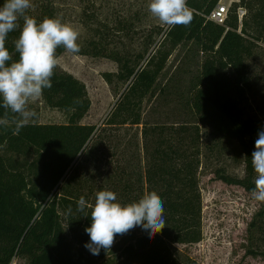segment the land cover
Segmentation results:
<instances>
[{
	"label": "trees",
	"instance_id": "obj_1",
	"mask_svg": "<svg viewBox=\"0 0 264 264\" xmlns=\"http://www.w3.org/2000/svg\"><path fill=\"white\" fill-rule=\"evenodd\" d=\"M31 2L26 15L37 23L58 17L54 0ZM218 2L187 0L193 10L190 27L152 31L161 36L160 41L145 64L139 65L143 56L136 60L126 51H110L104 45L107 24L98 22L89 9L93 7L89 3H94L87 1L85 26L95 38L80 45L81 52L75 55L116 63L117 73H104L102 78L108 85L117 80L126 88L116 92L118 100L99 126L80 123L91 105L85 85L58 66L41 101L49 109L66 112L65 124H40L34 119L15 134L11 112L0 107V118L8 112L10 121L0 126V264H10L13 258L25 264H180L172 248L196 245L202 237L201 128L209 132L213 147L221 142L236 144L244 164L242 178L218 169L215 180L252 193L256 174L251 154L262 128L248 113V97L255 86L246 61L254 42L264 38V0L234 3L223 25L208 19ZM3 3L0 0V6ZM238 8L247 11L250 23L245 19L238 23ZM18 23L22 28L23 19ZM117 26L123 33L134 29L125 19ZM19 32L20 28L9 33L5 44L13 61L19 58L14 48ZM154 42L150 36L147 48ZM188 45L203 59L185 100L194 129L150 127L142 120V102L173 52L187 50ZM65 51L59 47L56 54ZM207 149L213 151L211 146ZM103 190L116 193L122 205L156 192L163 201L165 227L155 234L142 228V234L135 236L133 228L116 235L114 242L129 238V243L115 261L109 259L110 249L92 255L84 247L90 242L85 228L91 225V208L81 212L77 201L83 196L94 205L96 193ZM245 244V255L264 264V202L247 224Z\"/></svg>",
	"mask_w": 264,
	"mask_h": 264
},
{
	"label": "rangeland",
	"instance_id": "obj_2",
	"mask_svg": "<svg viewBox=\"0 0 264 264\" xmlns=\"http://www.w3.org/2000/svg\"><path fill=\"white\" fill-rule=\"evenodd\" d=\"M58 17L63 23L71 24L79 33L78 43L82 45L90 38H95L93 32L85 26L83 16L84 5L93 2L91 9L98 22L107 24L104 45L111 51L128 52L130 56H143L139 65L145 64L153 54L161 36L152 31L157 28L166 29L158 19L148 11L150 0H54ZM239 0H219V7H227L228 13L234 3ZM243 19L251 22L246 14ZM237 10V9H236ZM129 21L134 27L131 32L118 30L117 22ZM131 19V20H129ZM93 24L91 28H94ZM154 39V44L147 48L148 39ZM191 49V50H188ZM191 45L187 50L177 49L169 57L166 66L157 79L150 94L142 102V120L147 125L159 126L164 129L187 128L194 129V119L186 105L188 89L198 75L201 55L193 54ZM252 56L246 63L255 86V93L249 95L248 113L259 120L264 130V38L254 42ZM58 68L71 74L85 85L90 99L88 114L81 124L100 125L114 106L126 84L114 80L108 85L102 78L104 73L116 74L117 64L105 58L73 55L65 51L59 56ZM30 108L37 113L36 120L40 124H65L67 113L47 108L40 100L30 103ZM123 131H121L122 133ZM201 166L198 170V180L201 197V241L193 246H174L172 252L180 264H263L260 259L245 255L246 227L252 215L257 211L260 201L251 194L236 186H227L215 180L214 172L224 169L226 174L242 178L244 164L236 144L221 142L213 147L209 132L200 129ZM211 146L213 151L207 149ZM142 227L134 228V235L142 234ZM129 238L117 239L110 248L109 259L115 261ZM186 255L191 260H187ZM193 261V262H190ZM10 264H25L22 259L13 258Z\"/></svg>",
	"mask_w": 264,
	"mask_h": 264
},
{
	"label": "clouds",
	"instance_id": "obj_3",
	"mask_svg": "<svg viewBox=\"0 0 264 264\" xmlns=\"http://www.w3.org/2000/svg\"><path fill=\"white\" fill-rule=\"evenodd\" d=\"M32 6L31 0H4L0 6V107L11 112L15 134L37 116L30 103L40 100L44 90L52 87L51 78L60 63L57 49L63 47L73 55L81 52L77 42L80 33L71 24L63 23L59 17H45L37 23L35 18L26 15V10ZM148 11L169 27L188 28L193 20V10L187 6V0H150ZM21 18L22 28L18 23ZM18 28L14 48L19 58L13 61L5 44L9 33ZM9 61L13 62L9 64ZM9 123L8 112H5L0 126ZM251 165L256 174L251 195L256 201L264 202V130L258 132ZM77 208L81 212L91 208V225L85 228L90 242L84 247L92 255H99L101 249L108 251L116 235L126 234L135 227H142L151 234L165 227L163 201L156 192L122 205L113 191H98L94 205L81 196Z\"/></svg>",
	"mask_w": 264,
	"mask_h": 264
},
{
	"label": "built area",
	"instance_id": "obj_4",
	"mask_svg": "<svg viewBox=\"0 0 264 264\" xmlns=\"http://www.w3.org/2000/svg\"><path fill=\"white\" fill-rule=\"evenodd\" d=\"M228 9L227 7H217L211 12L208 19L218 25H223L224 21L227 18ZM238 18V23L241 24L245 11L242 8H238L236 11Z\"/></svg>",
	"mask_w": 264,
	"mask_h": 264
}]
</instances>
